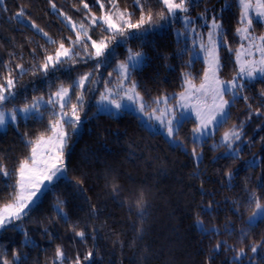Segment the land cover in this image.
Masks as SVG:
<instances>
[{"label":"trees","instance_id":"trees-1","mask_svg":"<svg viewBox=\"0 0 264 264\" xmlns=\"http://www.w3.org/2000/svg\"><path fill=\"white\" fill-rule=\"evenodd\" d=\"M148 2L154 13L153 23L144 26L149 31L141 33L140 39H129L114 48L110 66L100 67L99 87L106 83L104 78L109 73L118 75L115 66L127 60V50L131 48L145 56L143 66L131 76L139 93L150 104L167 95L174 102L185 88V73L199 83L205 64L192 59V49L177 38L169 19L161 20L155 15L159 11L156 0ZM100 4L104 5L102 9ZM115 4L133 13L134 21L138 18L134 0H115ZM195 7L221 19L224 43L219 49L220 75L230 80L237 71L241 7L237 0H199ZM21 8L25 10L24 23L16 19ZM110 8V0L0 2V84H6L4 78L11 72L15 82L11 91L16 94L11 102L25 106L55 93L61 85L71 87L77 77L93 70L95 60L85 63L77 55L57 65L55 71L49 68L47 74L39 65L45 55H55L61 42L69 47L68 38L75 41L76 32L85 36L80 25L88 33L93 28L92 17ZM256 27L264 28L259 23ZM107 35L99 24L94 26L93 38L99 40ZM87 43L88 51H94L90 41ZM17 64L23 66V72L16 68ZM89 91L90 88L87 99L91 113L99 90ZM262 91L264 81L246 82L230 105L226 123L202 144L193 140V129L197 127L193 119L181 123L176 133L179 143L173 145L163 134L150 131L130 111L119 116L93 115L80 136H70L67 179L53 183L29 214L15 221L16 227L9 225L0 230V261L13 262L19 253L23 264H53L59 247L65 256L63 264H74L77 257L82 264H264V216L256 224L247 221L256 211L250 203L253 194L264 205V118H248L249 105L253 112L264 114ZM79 92L76 89L73 97ZM57 118L53 110L43 109L42 117L20 119L16 126L0 132V160L9 173L31 154L29 141L52 133L50 125ZM241 123L243 140L247 142L241 156L223 154L225 146L216 143L218 135ZM193 148L201 154L199 161L192 154ZM253 153L261 154L256 166L247 164ZM17 179L0 176V207L11 202ZM141 193L145 201L143 215L135 203ZM58 203L67 220L57 214ZM74 226L85 232V240L75 236ZM218 244L219 250L214 251ZM254 244L261 245L256 253L250 251ZM241 249L245 255L237 259ZM88 251L93 252L91 261L83 259Z\"/></svg>","mask_w":264,"mask_h":264},{"label":"snow or ice","instance_id":"snow-or-ice-1","mask_svg":"<svg viewBox=\"0 0 264 264\" xmlns=\"http://www.w3.org/2000/svg\"><path fill=\"white\" fill-rule=\"evenodd\" d=\"M110 2L111 8L116 9L114 13H106L99 19L93 16L91 19V23L93 25L99 24L103 31L109 33V35L102 37L99 42H97L96 40H93L91 36L86 35L87 29L83 24H81L80 28L85 32V39L81 38V33L78 31L76 32L77 39L75 41H72L71 37L68 38L70 41V47L66 48L64 43L61 42L55 52V55H45L43 63L39 65L40 69L45 74L48 73L49 68L55 71L57 69V65H61L66 60L73 59L74 56L78 55V53L72 51L77 44L81 45L86 54L84 62L87 63L88 60H95L96 63L94 65V72L98 71L101 66H110L112 59L115 56V49L109 50L108 47L111 41H115L119 36L124 38L121 43L126 44L129 37L136 39L142 38L140 35L141 29H143L144 33L149 31V29L144 26L151 25L153 23L154 13L152 11V5L148 2V0H134V7L140 13L135 21L132 19L134 15L133 13L127 12L126 10L120 11L115 4V0H110ZM97 3H99V0H97ZM240 3L244 9V13L241 17V23L245 26L237 28V33H239L244 40L248 41L249 47L245 50L244 45H241L243 55L246 57L243 60H241L242 52L238 51L236 53V59L240 64L236 77L229 81H222L219 79L218 73L221 65L217 51L218 43L217 40L214 39V36L219 37L220 43H224V36L222 34V25L217 22L215 17L211 18L213 31L208 33V46L205 47L201 44V48H203L207 54L208 69L203 73V79L199 87L195 85L189 73H185L184 75L186 92L180 93L181 99H185L188 94L199 93L195 107L196 115L200 124L199 127L193 129L196 133L203 134V130L207 129L210 124L223 126L222 122L218 120L217 117H226L228 115L225 111V109L229 106V100L224 98L226 93L231 92L235 97L239 94L240 90L246 87L245 81H264V36L254 37L251 34L253 19H256L257 23L264 27V20L261 19V17H264V0H255L254 4L252 3V0H240ZM156 4L159 7V11L156 12L155 15L161 20H167L171 17H175L178 12L188 13L189 5L191 4L192 6H196L197 0H179V2H177V0H156ZM53 7H55V5H53ZM83 7L88 9L89 12L91 11L87 3H84ZM99 7L102 9L104 5L100 4ZM250 9L255 10V16L249 15ZM113 15L116 16L119 21L118 23L114 22ZM24 16L25 10L21 8L20 11L16 13V19L20 23H24ZM191 22V20H187V23L190 24ZM31 26L36 27L35 24H32ZM72 27L75 28L76 25L72 24ZM39 31L42 32L43 30L41 29ZM43 35L47 36V33H43ZM87 41H90V46L94 51H88L89 44ZM53 43H55V41H53ZM228 50L231 51V49ZM127 51V60L122 61L117 65L116 69H114V71L118 73L117 81L127 80L129 82L130 88L125 91L127 99L129 101L138 100L139 111L144 112L145 115H148L149 119H151L155 115L157 109H153L151 112H145L146 105L143 103V98L140 97L139 92L136 90V82L131 79L133 71L141 63L143 53L133 51L131 48ZM106 52L107 55L105 54ZM16 68H19L21 72H23L22 65L17 64ZM94 72H88L80 76L73 82L71 88L61 85L54 93V96L56 97L55 102H53L51 96L49 97V100L45 103H55L60 108V113L57 114L58 118L50 125L52 135L48 138L41 135L35 141H29L28 143L31 145V154L22 161H19L17 167L12 173H9L2 160H0V176L5 178H11L12 176L18 177L15 185H13V191L10 194L11 202L5 203L2 207H0V230H6L9 225L16 227L15 221L22 220L24 216L29 214L32 210L30 205L35 204L34 198H38L37 193L40 191L41 187H46L45 182L50 184L54 179H67L65 175L66 165L64 163V151L68 146L70 137L68 131L65 129V124L71 127L73 132H75V126L80 123L78 104H82L83 102V95H80L76 96L78 103H72V98L69 96V92L71 90L73 95H75V90L82 89L86 82H94L89 80V77L93 76ZM108 75H111V73ZM4 79L6 80V84H0V105L5 102H10V98L15 99L16 95L11 91V89L15 87V82L11 78V72H9V75ZM119 87L123 88V85H119ZM110 91L111 90H108L109 94ZM129 92L131 95H128ZM260 96L262 100H264V91L260 93ZM208 97L211 98L210 105L206 103ZM104 98L105 97L102 96V99ZM41 99L42 98H37L34 102L25 104V106L20 108L19 111L25 114V118H28V114H33L38 109ZM244 99L247 100V97L245 96ZM167 101L168 97H162L155 100L154 103L167 104ZM111 103L115 104L117 109L124 107L121 103H118L115 100L111 101ZM66 106L70 110V115L69 112L64 111ZM165 111H167V109H165ZM252 115L264 118V114L258 110L253 112L251 110V105H249L248 118L251 119ZM16 116L17 109L14 108L10 112L11 120L15 121ZM65 117H68V119L65 120ZM155 119L159 121L161 120V116H155ZM223 122L226 123V120ZM5 123V114L3 111H0V126H3ZM166 127L168 134L172 135L173 126L171 120L166 122ZM238 127H240L242 131V123ZM239 138L240 131H237L235 128L225 132L223 137L224 141L228 143L238 140ZM41 145L47 146V154L38 158L37 149ZM192 154L194 157L196 156L195 148H193ZM234 158L239 157L237 155ZM226 175L231 178L232 173L228 172ZM113 190H117L116 186L113 187ZM135 203L136 207L141 209V215H143V205L145 201L143 200L142 193ZM250 203L255 205L256 211L249 217V221L254 220L258 216H264V205L259 202V200L255 197V194H253ZM56 212L63 219L67 220V214L63 211L61 203L56 205ZM197 223L202 224V221H197ZM138 231H140V229H138ZM45 232H47V229H45ZM73 232L75 236L79 237L82 241L86 239L85 232L78 231L76 226L73 227ZM91 238L95 239L94 236ZM260 247L261 245L254 244L250 248V251L252 253H256ZM219 248L220 245L218 244L216 245V249H214V251H218ZM244 255V250L241 249L236 258L238 259ZM64 259L65 256L63 250L57 247L56 261L63 264ZM83 259L85 261H91L93 259V252L88 251ZM16 261H20V264H23L19 253L14 255L13 262L3 259L0 261V264H15ZM56 261H54L53 264H56ZM74 264H82L81 259L77 257Z\"/></svg>","mask_w":264,"mask_h":264},{"label":"rangeland","instance_id":"rangeland-1","mask_svg":"<svg viewBox=\"0 0 264 264\" xmlns=\"http://www.w3.org/2000/svg\"><path fill=\"white\" fill-rule=\"evenodd\" d=\"M2 1L3 0H0V2H2ZM177 2H179V0H177ZM237 2L239 4V6L241 7V13L243 15L244 9L241 6L240 0H237ZM198 3H199V0H197V4ZM252 3L254 4L255 0H252ZM196 9L197 8L195 6H192L190 4L188 13L178 12L175 17H171L169 19V23L173 24V28H174V31L177 35V38L183 39L185 41V43L192 49V59L193 60L194 59H200L204 62L205 71H206L208 69V59H207L206 52L204 51L203 48H201V44H203L205 47L208 46V43H209L208 42V33L213 31L212 26H211V18L215 17L217 22L220 23L221 25H222V22H221V19H218L213 12L209 13L207 11H197ZM119 10L124 11L121 9H119ZM115 11H116V9H112V8H110L108 10L104 9L103 13L101 15L97 16L96 18L99 19L104 14L109 13V12L114 13ZM249 15L255 16V10L250 9ZM261 19L264 20V17H261ZM113 20H114V22H117V23L119 22L115 15H113ZM187 20H191L192 22L189 24V23H187ZM178 24H180V26ZM257 24L258 23H257L256 19H253L251 34L254 37L255 36H264V28L260 29L259 27H256ZM92 26L94 28L95 25L92 24ZM244 26L245 25L241 23L239 28L244 27ZM93 28L88 30L87 36H91V38L93 40H96L97 42H99L100 39L97 40V39L93 38V36H92ZM132 31H135V30H132ZM141 33H143V29L140 30V34ZM222 34H223V28H222ZM237 35H238V40H239L237 52L238 51L242 52L241 45L243 44L244 49L246 50L249 47L248 41L244 40L243 37L239 33H237ZM81 38L85 39V36H81ZM123 39H124L123 37L118 36L115 41H111L109 43V46H108L109 49H114L118 45L123 44V43H121V41ZM129 39H132V38L129 37L127 39V41ZM214 39L217 40V43H218L217 51L219 54V49H220V46L222 45V43L219 42L218 36H214ZM66 48H68V47H66ZM72 51L78 53L77 56L84 60L86 54L83 51L80 44H77L75 46V48L72 49ZM245 58L246 57L243 55V52H242L241 60H243ZM257 58H258V53H257ZM101 59H103V58H101ZM235 60H236V67H237L236 68L237 69L236 74H237L239 67H240V64L237 61L236 57H235ZM144 61H145V56L143 54L141 63L138 65L137 68L142 67L144 64ZM219 61H220V59H219ZM118 64H120V63H118ZM117 65L115 66V69H116ZM220 70H221V67H220ZM220 70L218 73L219 79L222 81H229V80H223L221 78ZM88 72H94V68H93V70H89L86 73H88ZM100 73L101 72H100V68H99L98 71L94 72L93 76L89 77V80L94 81V82H92V83L86 82L84 87L82 89H79L80 90L79 94L76 95V96L83 95L82 104H78V114L80 116V123L77 126H75V132H73V129L71 127H69L67 124H65V129L68 131L69 137L72 136V137L76 138V137L80 136L82 134V132L86 129V126H85L86 122L93 115H95L97 113H109V114H112L113 116H119L124 111H130V112L134 113L135 115H137L140 118V121L150 131L163 134L173 145H177L179 143V140L176 138V133H177L179 126L181 125V123L184 120L193 119L196 121L197 127H199L200 122H199V119L196 115V107H195L197 104V97L199 96V93H191V94H188L185 99H181L180 93L186 92V86L185 85H184V87H185L184 90L181 91L177 95V98L175 99L174 102L171 101L172 96H170V95L163 96V97H168L167 104H164V103L150 104L139 93L140 97L143 98V103L146 105L145 112H151L153 109H157V111L155 112V115L151 119H149L148 115H145L144 112L139 111V101L138 100L129 101L127 99V96L125 95V91L130 88V84L127 80H120L118 82L117 81V75H115V73H112L111 75H108V77L104 78L106 83L102 87H99L102 83ZM236 74L234 77H236ZM82 75H80V76H82ZM79 77H77L76 80ZM131 79H132V77H131ZM249 81H254V80H249ZM193 82L195 83V85L197 87H199L202 80L199 83L195 82L194 80H193ZM246 82H248V81H245V83ZM119 85H123V88L119 87ZM64 87H67V86H64ZM69 88H71V87H69ZM89 88H90V91H89L90 93H93L94 91L99 90V94L94 99V104L96 107L95 111H92L91 113L89 112V106L91 104H90V102L88 103V99H87L88 98L87 90H89ZM108 90H111L110 94H109ZM137 92H139V91L137 90ZM128 95H131V93L129 92ZM50 96L52 97L53 102H55L56 97L54 96V93L50 94L48 97H41L42 99L40 100V104L38 105V109L33 114H28V118H30V117H37V118L42 117L43 116V109L53 110L56 115L58 113H60V108L58 105H56L55 103H53V104L45 103L49 100ZM69 96H71V98H72V103H78V101L76 100V97H73V93L71 90L69 92ZM102 96L105 98L102 99ZM235 97H238V94ZM235 97L233 96V94L231 92L225 94L224 98L226 100H229V106L225 109V111L227 113H229L230 105L232 104L233 99ZM113 100L117 101L118 103H121L124 107L117 109L115 107V104L111 103V101H113ZM10 102H11V98H10ZM10 102H5L4 104L0 105V111L4 112L5 119H6V123L3 126H0V132L6 131L9 126H16V124L18 123V121L20 119H22V120L28 119V118H25L24 113H21L19 111L20 108L24 107L23 105H17L15 103L11 102V105L7 106V104ZM206 103L208 105L211 104V98L210 97H208ZM14 108L17 109V116H16V120L12 121L11 117H10V112ZM165 109H167V111H165ZM64 111L69 112V115H70V110L67 106L64 108ZM155 116H161V120H159V121L156 120ZM227 117H228V115L226 117H219L218 116L217 119L220 120L223 124L224 123L223 121L226 120ZM64 119L67 120L68 117H65ZM169 120L172 121V126H173V134L172 135H169L167 132L166 122ZM219 127H220V125L210 124L207 129L203 130V134L196 133L193 131V140L197 143L202 144L205 140L214 136ZM234 128L237 131H240V138L238 140H234L230 143L225 142L223 139L224 133L228 132ZM51 135H52V133L45 138H48ZM216 143L218 145H224L225 146V150H224L223 154L233 155V156H237V155L241 156L242 150L246 146L247 142H245L243 140V134H242L240 127L234 125L231 128L224 131L223 133L219 134L217 137ZM216 143H215V145H216ZM68 144H69V142H68ZM249 145L250 144H248L247 146H249ZM67 151H68V146L66 147V149L64 151V163H65V165H66V152ZM37 153H38V158L45 156L47 154V146L41 145L37 149ZM197 157H198V159H197ZM195 159H196V161H199L201 159V154L196 153ZM260 161H261V154L260 153H253L247 158V164L252 165V166H256V165L260 164ZM65 175H66V168H65ZM56 181H58V180L54 179L50 184L45 182L46 187H41L40 191L37 193L38 198H34L35 204L41 199L43 193L49 187H51L53 185V183H55ZM34 205H30V207L32 208ZM262 217L263 216H258L252 221H249V219L247 221L250 224H256L260 221V219Z\"/></svg>","mask_w":264,"mask_h":264}]
</instances>
